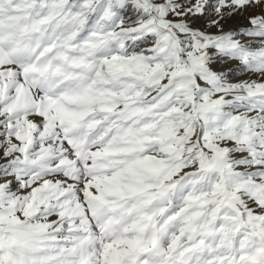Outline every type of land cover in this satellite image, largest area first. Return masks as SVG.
Here are the masks:
<instances>
[{
  "label": "snow or ice",
  "instance_id": "obj_1",
  "mask_svg": "<svg viewBox=\"0 0 264 264\" xmlns=\"http://www.w3.org/2000/svg\"><path fill=\"white\" fill-rule=\"evenodd\" d=\"M0 264H264V0H0Z\"/></svg>",
  "mask_w": 264,
  "mask_h": 264
},
{
  "label": "bare ground",
  "instance_id": "obj_2",
  "mask_svg": "<svg viewBox=\"0 0 264 264\" xmlns=\"http://www.w3.org/2000/svg\"><path fill=\"white\" fill-rule=\"evenodd\" d=\"M242 22H243L242 20H239V21H233L232 24L242 23Z\"/></svg>",
  "mask_w": 264,
  "mask_h": 264
}]
</instances>
